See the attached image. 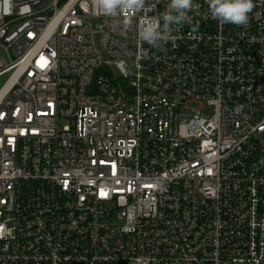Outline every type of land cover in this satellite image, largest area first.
Segmentation results:
<instances>
[{"label": "built area", "instance_id": "built-area-1", "mask_svg": "<svg viewBox=\"0 0 264 264\" xmlns=\"http://www.w3.org/2000/svg\"><path fill=\"white\" fill-rule=\"evenodd\" d=\"M196 2L158 51L91 0H0V264H264V0Z\"/></svg>", "mask_w": 264, "mask_h": 264}, {"label": "clouds", "instance_id": "clouds-1", "mask_svg": "<svg viewBox=\"0 0 264 264\" xmlns=\"http://www.w3.org/2000/svg\"><path fill=\"white\" fill-rule=\"evenodd\" d=\"M207 5L212 18L236 26H247L255 7L254 0H207ZM91 7L97 16L119 19L123 30L135 31L142 46L162 51L175 40V32L192 25L190 13H198L201 5L196 0H166L163 10L156 11L150 0H91ZM259 127L264 130V124Z\"/></svg>", "mask_w": 264, "mask_h": 264}, {"label": "rangeland", "instance_id": "rangeland-1", "mask_svg": "<svg viewBox=\"0 0 264 264\" xmlns=\"http://www.w3.org/2000/svg\"><path fill=\"white\" fill-rule=\"evenodd\" d=\"M198 106H199V105H197V104H191V105H190L191 108H198ZM189 112H192V110L190 109Z\"/></svg>", "mask_w": 264, "mask_h": 264}, {"label": "snow or ice", "instance_id": "snow-or-ice-1", "mask_svg": "<svg viewBox=\"0 0 264 264\" xmlns=\"http://www.w3.org/2000/svg\"><path fill=\"white\" fill-rule=\"evenodd\" d=\"M46 63V62H45ZM43 66V65H42Z\"/></svg>", "mask_w": 264, "mask_h": 264}]
</instances>
